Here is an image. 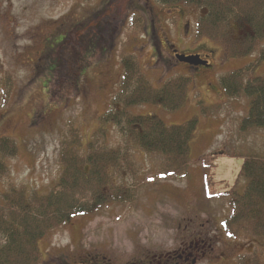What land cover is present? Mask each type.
Segmentation results:
<instances>
[{"label":"rangeland","instance_id":"rangeland-1","mask_svg":"<svg viewBox=\"0 0 264 264\" xmlns=\"http://www.w3.org/2000/svg\"><path fill=\"white\" fill-rule=\"evenodd\" d=\"M204 14V9L163 7L156 0H0V138L17 146L5 162L8 175L0 178V203L11 187L45 195L55 186L60 143L70 126L79 131L85 147L98 117L112 110L122 56H133L154 88L176 76L191 79L180 110L145 104L130 108L131 114L157 116L168 126L198 119L185 176L166 177L160 173V159L137 155V173L112 174L116 185L134 190L133 202L74 216L51 231L38 244L44 264L65 251L125 252L138 246L163 252L192 247V256L210 249L198 264H233L237 253L261 252L264 257V241L225 237L221 222L231 209L225 196H218L238 179L244 156L264 155V131L246 136L239 131L247 98L228 99L219 85L222 75L256 62L264 40L249 56L223 59L219 43L198 39L196 22ZM172 50L201 56L209 67L181 63ZM55 59L62 60L61 76L51 72ZM52 75L57 80L49 91ZM252 76H264V62ZM199 102L210 113L220 109L203 115ZM121 143L113 129L107 145ZM210 163L217 184L212 186L214 198L207 200L203 178ZM243 187L239 182L237 190ZM196 246L202 248L196 251Z\"/></svg>","mask_w":264,"mask_h":264},{"label":"trees","instance_id":"trees-1","mask_svg":"<svg viewBox=\"0 0 264 264\" xmlns=\"http://www.w3.org/2000/svg\"><path fill=\"white\" fill-rule=\"evenodd\" d=\"M156 2L163 7L182 5L204 9L206 14L198 17L196 22L198 39L219 43L223 48V59L249 56L264 40V0ZM232 26H236L239 36H234ZM56 60L58 66L54 63ZM55 61L51 72L55 77L61 76L62 60ZM202 61L209 67L207 61ZM261 62H264V47L256 62L219 78V85L228 99L247 98L248 111L239 123V131L245 136L253 131H264V76H252ZM119 64L121 76L111 101L112 110L98 117L88 144L82 146L80 133L72 128L73 125L62 139L58 153L61 172L55 186L45 195L11 187L2 196L0 264H44L38 244L51 231L68 225L74 216L93 214L110 204L133 202L134 190L116 185L112 174L137 173V155L160 159V173L166 177L187 174L189 144L197 130L198 119L168 126L157 116H136L129 109L150 104L176 112L186 104L191 79L176 76L166 80L160 88H154L133 56H122ZM53 75L48 81L49 91L57 80L54 81ZM78 80L77 77L76 82ZM115 104L120 105V109H115ZM199 105L203 115H213L220 109L216 106L214 113H210L212 110L203 107L202 102ZM113 129L122 136V143L115 147L107 145L108 134ZM16 153L15 141L0 138V178L8 175L5 162ZM214 169L215 165L211 163L205 165L203 189L207 200L214 198L212 186L217 184ZM239 182L244 183L242 192L237 190ZM218 196H225L231 209L221 222L225 237L231 241H264V155L244 156L238 179L233 185H226L222 195ZM234 264H264V257L261 252L238 255Z\"/></svg>","mask_w":264,"mask_h":264},{"label":"flooded vegetation","instance_id":"flooded-vegetation-1","mask_svg":"<svg viewBox=\"0 0 264 264\" xmlns=\"http://www.w3.org/2000/svg\"><path fill=\"white\" fill-rule=\"evenodd\" d=\"M172 52L174 51L172 50ZM173 54H175V52ZM201 248L202 246L199 248L197 246L195 247L196 251ZM189 249L192 250V247L185 249L177 248L168 252H163L151 247L145 248L144 246H138V248H130L125 252L117 250H113L112 252L108 250L109 252L106 253L103 249H87L77 253L65 251L63 252L64 254L61 253L48 264H198L200 260L206 257L204 253H211L207 251V248L198 254L195 252L194 256H192V253L188 252ZM66 252H68V254H66ZM238 255H241V253H237L235 257Z\"/></svg>","mask_w":264,"mask_h":264},{"label":"water","instance_id":"water-1","mask_svg":"<svg viewBox=\"0 0 264 264\" xmlns=\"http://www.w3.org/2000/svg\"><path fill=\"white\" fill-rule=\"evenodd\" d=\"M175 54H176V52H175ZM176 58L179 62L184 63V64H188L192 67H207L206 62H203L198 55L186 57L183 55L176 54Z\"/></svg>","mask_w":264,"mask_h":264}]
</instances>
